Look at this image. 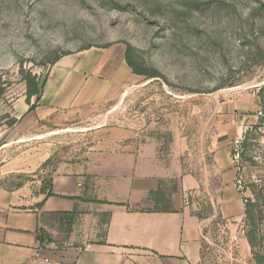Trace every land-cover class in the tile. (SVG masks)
Wrapping results in <instances>:
<instances>
[{"label": "rangeland", "instance_id": "obj_1", "mask_svg": "<svg viewBox=\"0 0 264 264\" xmlns=\"http://www.w3.org/2000/svg\"><path fill=\"white\" fill-rule=\"evenodd\" d=\"M112 45H130L134 61L163 78L139 76L107 115L114 120L103 117L47 137L12 124L26 113L22 68L41 84L61 56ZM252 92L264 103V0H0V149L7 151L0 155V187L42 182L48 189L58 162L84 157L97 128H126L160 142L161 153L173 152L199 178L190 204L209 240L201 264H257L252 253L264 256V116L247 133L250 196L241 223L211 217L209 192L222 191L217 178L207 177L220 104ZM26 149H51L53 155L38 169L4 173L3 163ZM240 227L255 240L252 255L242 249Z\"/></svg>", "mask_w": 264, "mask_h": 264}, {"label": "crops", "instance_id": "obj_2", "mask_svg": "<svg viewBox=\"0 0 264 264\" xmlns=\"http://www.w3.org/2000/svg\"><path fill=\"white\" fill-rule=\"evenodd\" d=\"M125 53L124 47L112 45L61 56L41 83L35 111L25 102L26 113L15 117V126L24 124L33 130L30 135L47 137L103 117L114 120L107 115L139 82ZM260 110L262 101L254 92L236 94L219 106L207 174L218 179L222 191L209 192L213 218L243 219L230 143L257 123ZM160 149L157 140L139 138L126 128L100 126L84 157L58 162L48 189L42 182L0 187V264H201L209 240L205 222L192 214L190 204L200 180L173 152L164 155ZM6 152L0 149V155ZM52 155L51 149H26L6 160L2 171L38 169ZM160 189L170 201L168 212L154 211L151 194ZM240 228L242 249L250 255Z\"/></svg>", "mask_w": 264, "mask_h": 264}, {"label": "trees", "instance_id": "obj_3", "mask_svg": "<svg viewBox=\"0 0 264 264\" xmlns=\"http://www.w3.org/2000/svg\"><path fill=\"white\" fill-rule=\"evenodd\" d=\"M125 59H126L128 66L132 69L134 74H136L138 76H146L147 78H163V76L158 71L143 68L138 63H136L133 59V48L130 45H127L126 53H125ZM20 73L22 75L23 81L26 84L25 102L30 107L29 108L30 112L35 111V109L38 106V103L40 101V95H41V90H42L41 84L38 80L37 75L33 74L31 71H27V70L22 68ZM33 99H35L34 103L32 102ZM263 104L264 103L262 101V105ZM16 122H17V120L14 119L12 124L15 125ZM51 195H52V193L49 194V196H51ZM151 195L154 198L155 203H156V207H155L154 211H156V212H168L172 209L169 205L170 201L168 199H166V197H164L163 191L161 189L158 191L152 192ZM246 215L249 218L252 217V212L250 209H248V207L246 208ZM74 216H75L74 214L68 215V217H70V218H74ZM44 234L45 233L42 231V236H44ZM248 240H249V243H250L252 249H254L255 240L251 237V235H248ZM252 254H253L254 260L256 261L257 264H264V256L263 255L256 254L255 252H253Z\"/></svg>", "mask_w": 264, "mask_h": 264}, {"label": "built area", "instance_id": "obj_4", "mask_svg": "<svg viewBox=\"0 0 264 264\" xmlns=\"http://www.w3.org/2000/svg\"><path fill=\"white\" fill-rule=\"evenodd\" d=\"M259 118L264 116V111L260 110L257 113ZM252 129H246L241 135L235 137L230 143V154H231V161L233 166L236 170V177L234 181V189L236 193L241 197L242 202L247 205L249 202V185L247 184L245 178V171H244V157H245V144L247 141V133ZM257 184L261 183V180L255 181Z\"/></svg>", "mask_w": 264, "mask_h": 264}]
</instances>
